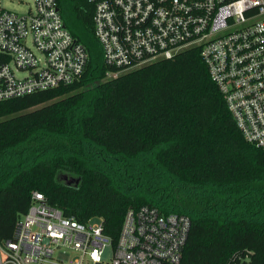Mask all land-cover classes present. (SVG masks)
Returning a JSON list of instances; mask_svg holds the SVG:
<instances>
[{
  "label": "trees",
  "instance_id": "trees-1",
  "mask_svg": "<svg viewBox=\"0 0 264 264\" xmlns=\"http://www.w3.org/2000/svg\"><path fill=\"white\" fill-rule=\"evenodd\" d=\"M58 2L90 61L73 84L0 101V245L39 191L79 221L103 216L114 239L130 206L189 216L180 264H264V150L245 139L201 50L106 78L94 5Z\"/></svg>",
  "mask_w": 264,
  "mask_h": 264
},
{
  "label": "built area",
  "instance_id": "built-area-1",
  "mask_svg": "<svg viewBox=\"0 0 264 264\" xmlns=\"http://www.w3.org/2000/svg\"><path fill=\"white\" fill-rule=\"evenodd\" d=\"M32 2L18 13L0 0V101L73 84L90 61L58 0ZM89 2L107 77L197 47L245 139L264 150V0ZM190 228L189 216L143 204L127 209L114 239L103 216L79 221L34 191L0 264H63L66 249L70 264H180Z\"/></svg>",
  "mask_w": 264,
  "mask_h": 264
},
{
  "label": "rangeland",
  "instance_id": "rangeland-1",
  "mask_svg": "<svg viewBox=\"0 0 264 264\" xmlns=\"http://www.w3.org/2000/svg\"><path fill=\"white\" fill-rule=\"evenodd\" d=\"M3 5L6 6L9 9H13L15 11H17L18 13H24L26 11H28V9L30 7H33V2L32 0H24V1H19V0H2ZM77 32V34H79L80 36H82V31H80L79 29L75 30ZM108 75L106 74V78ZM68 176V178H72L74 176H71L70 174L67 173H63L61 172L59 174V179L61 181H67V178L64 176ZM74 183V182H73ZM94 221V219L92 220ZM57 257L59 259L62 260L63 264H70V262L75 258L74 252L71 249H66L64 251H59V253L57 254ZM110 257H111V252L109 249L106 250L105 254H104V260L106 261H110Z\"/></svg>",
  "mask_w": 264,
  "mask_h": 264
},
{
  "label": "water",
  "instance_id": "water-1",
  "mask_svg": "<svg viewBox=\"0 0 264 264\" xmlns=\"http://www.w3.org/2000/svg\"><path fill=\"white\" fill-rule=\"evenodd\" d=\"M64 177H66L67 178V182L68 183H76V184H78L79 182H80V178H75V177H72V178H68V176L66 175V176H64Z\"/></svg>",
  "mask_w": 264,
  "mask_h": 264
}]
</instances>
